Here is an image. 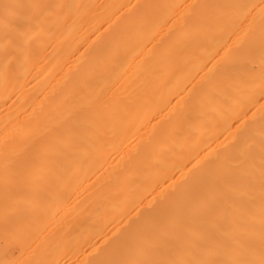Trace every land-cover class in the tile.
I'll return each instance as SVG.
<instances>
[{
    "label": "bare ground",
    "instance_id": "6f19581e",
    "mask_svg": "<svg viewBox=\"0 0 264 264\" xmlns=\"http://www.w3.org/2000/svg\"><path fill=\"white\" fill-rule=\"evenodd\" d=\"M0 264H264V0H0Z\"/></svg>",
    "mask_w": 264,
    "mask_h": 264
}]
</instances>
